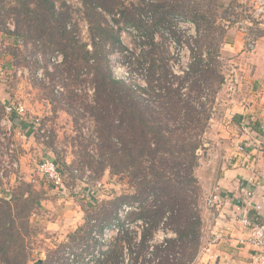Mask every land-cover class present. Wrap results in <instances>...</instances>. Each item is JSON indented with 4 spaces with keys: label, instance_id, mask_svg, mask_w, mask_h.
Here are the masks:
<instances>
[{
    "label": "trees",
    "instance_id": "1",
    "mask_svg": "<svg viewBox=\"0 0 264 264\" xmlns=\"http://www.w3.org/2000/svg\"><path fill=\"white\" fill-rule=\"evenodd\" d=\"M11 3L6 11L17 20L13 34L22 36L25 44H33V55L40 48L46 50L47 61L62 56L61 62L52 64L57 70L53 80L59 86L55 79L60 74L67 93L62 91L64 95L54 98L68 102L66 111L77 117V122L82 117L79 110L90 114L109 153L106 167L117 175L124 168H139L134 192L111 200L114 209L109 217H99L94 208L86 216L83 234L72 232L69 242L35 264H90L93 258L94 264H190L202 243L200 186L194 169L212 113L207 91L214 94L224 80L213 64L219 48L215 53L212 47L203 49V41L214 36L213 21L191 7L190 0H184L187 6L179 0H82L78 10H83L90 24L88 42L71 24V4L63 2L58 7L56 0ZM174 14L196 24L197 44L191 48L182 75L172 70L163 53H154L160 46L156 32L176 27L171 21ZM107 15L112 17L110 21ZM204 24L207 28L202 30ZM130 27L140 32L150 28L143 31L150 39V48L143 53L146 60L137 59L146 73L144 85L116 78L111 67V53L127 48L122 33ZM33 62L39 64L36 59ZM215 76H219L218 82L213 80ZM175 169L181 172L177 178L170 172ZM25 185L21 193L0 194V264H28L30 260L27 240L40 190L32 183ZM119 207L123 211L128 207L124 218ZM113 221L119 226L117 233L105 249L93 254L101 243L97 231L112 227ZM140 221L142 228L134 229ZM161 227L175 236L152 243Z\"/></svg>",
    "mask_w": 264,
    "mask_h": 264
},
{
    "label": "rangeland",
    "instance_id": "2",
    "mask_svg": "<svg viewBox=\"0 0 264 264\" xmlns=\"http://www.w3.org/2000/svg\"><path fill=\"white\" fill-rule=\"evenodd\" d=\"M11 2L12 0H0V194L7 196L14 190L21 193L26 188L25 182L32 183L34 188L40 190L37 207L31 217V234L27 240L30 253L28 264H35L38 259H46L54 250L63 247L62 244L69 242L72 232L80 230V234H83L86 216L94 208L100 212L99 217L111 215L114 209L113 205L110 206L111 200L121 194L134 192L132 186L138 183L136 175L139 168L137 165L124 168L117 175L106 167L105 160L109 153L90 114L86 115L85 111L79 110L78 116L82 117L77 122V117L66 111L68 102L54 98L67 93L62 86L60 74L55 80L59 81V86L62 87L55 86L53 80L57 70L52 64L61 62L62 56L47 61L46 50L40 48L33 55V44L26 45L22 36L13 34L17 28V20L6 11ZM63 2L72 5L71 24L75 25L77 33H80L78 35L90 42L89 21L83 10H78L82 7V0H56L58 7H61ZM179 3L187 6L184 0H179ZM190 3L191 7L194 6L213 21L211 29L214 36L204 38L203 49L212 47L215 53L219 48L220 52L215 55L213 64L224 75L223 82L220 87L217 85L219 88L217 87L214 94L207 91L211 96H207V104L212 113L201 136L203 144L197 149L198 165L194 169L196 177L199 175L204 178L209 169L215 168L217 160L222 159L230 163L231 154L235 155V147L237 150V146L231 142V97L236 79L241 78L243 71H234L233 61L239 58L231 57V53L223 49V43L231 38V20L242 22L248 42L250 37L257 39L261 35L264 30L261 23L264 19L258 20L253 16L255 0L248 6L242 3L232 6L231 0H190ZM107 18L109 21L112 19L110 15H107ZM172 19L176 27L156 32L155 40L160 46L154 53L156 56L163 53L168 58L172 70L182 75L190 62L191 48L197 44L196 24L179 14L172 15ZM205 28L206 24L202 25L201 29ZM143 31L148 32L150 28L145 27ZM142 32L132 27L123 32L122 39L127 48L116 50L110 55L114 76L139 85L145 84L143 77L146 73L144 67L138 66L137 59L140 57L141 61L145 62L143 53L150 48V39ZM208 42L213 43L209 45ZM35 59L39 64L30 63ZM239 68L243 66L239 65ZM219 79V76L213 78L217 82ZM93 90V87H90V94ZM8 103H21L25 107L24 113H8L5 108ZM84 114L86 116H83ZM44 159L56 161L58 168L63 170V185L54 186L40 173L37 166ZM16 160L19 161V166H16ZM178 171L175 169L170 172L177 178L176 176L181 174ZM197 179L201 203L207 196L205 197L203 192L205 189L201 180L199 177ZM218 193L222 195L221 192ZM123 210L119 207L122 218L125 214ZM114 223L113 221L112 227L104 228L103 232L97 231L96 237L101 243L93 249V254L105 249L108 240L117 233L119 226ZM133 228L141 229L142 224H134ZM202 234L206 235L204 232ZM167 236L174 237L175 234L161 227L152 243H161ZM208 245L207 237L202 240L199 253ZM94 261L93 258L90 264H94ZM196 261H199L197 257L190 264ZM219 261L220 257L216 261L217 264ZM251 262L252 256L248 262L242 264Z\"/></svg>",
    "mask_w": 264,
    "mask_h": 264
},
{
    "label": "crops",
    "instance_id": "3",
    "mask_svg": "<svg viewBox=\"0 0 264 264\" xmlns=\"http://www.w3.org/2000/svg\"><path fill=\"white\" fill-rule=\"evenodd\" d=\"M236 3L248 6L252 0H231ZM245 31L242 22L231 20V38L223 43L231 57L239 58L234 71H243L231 97V142L237 150L230 163L219 159L204 178L197 176L205 197L216 188L222 195L215 206H207V198L200 203L202 240L208 237L209 245L193 264H217L219 257V264H242L261 251L249 242L242 216L245 211L253 223L264 224V30L252 51Z\"/></svg>",
    "mask_w": 264,
    "mask_h": 264
},
{
    "label": "built area",
    "instance_id": "4",
    "mask_svg": "<svg viewBox=\"0 0 264 264\" xmlns=\"http://www.w3.org/2000/svg\"><path fill=\"white\" fill-rule=\"evenodd\" d=\"M253 16L258 18V20L264 19V0H255V8ZM256 38H249L247 42V47L251 50L255 48ZM6 111L10 114H23L25 107L21 104L8 103L6 106ZM264 133V132H263ZM16 166H19V161L16 160ZM38 170L46 180H48L54 186L63 185L65 174L57 166V162L52 159H44L37 166ZM220 195L217 192L210 194L207 198V206H215L216 202ZM128 210V207L125 208V211ZM240 211H244L243 208H240ZM242 216V221L244 225L248 227L249 230V242L254 246L260 248L261 250L258 254L253 256V262L251 264H264V224L263 223H253L247 213L244 211ZM143 225V222L140 221Z\"/></svg>",
    "mask_w": 264,
    "mask_h": 264
}]
</instances>
